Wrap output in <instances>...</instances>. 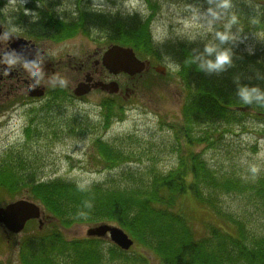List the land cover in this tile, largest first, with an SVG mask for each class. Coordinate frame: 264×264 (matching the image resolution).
<instances>
[{"label": "trees", "instance_id": "obj_1", "mask_svg": "<svg viewBox=\"0 0 264 264\" xmlns=\"http://www.w3.org/2000/svg\"><path fill=\"white\" fill-rule=\"evenodd\" d=\"M187 1L207 4V0ZM246 1L233 0V10L239 15L243 32L248 36L264 30V13L259 17L260 23H252L251 17L256 13ZM94 16L96 18L92 19L98 24L103 23L113 29L120 26L138 44V55L149 58L151 46L139 43L143 37H151L147 19L142 21L136 13L131 16L118 14L116 17L97 13ZM81 17L86 23L80 22L72 28V21L62 22L55 8L46 9L40 17L42 21L33 22L30 28H45L47 33H51L60 27L68 36L85 28L83 24L87 25L88 21L83 14ZM162 43L170 45V53L178 60L185 59L190 50L187 46L189 41ZM197 43L191 45L202 48L201 42ZM239 47H242L241 43L236 49L233 65L223 72L206 73L192 63L190 68L177 71L190 83L199 86L200 92L190 99L184 97L181 103L183 146L176 150L179 152L176 167L167 172L158 171L155 158H149L150 161L141 156L134 158L133 151L110 146L107 140L98 136L93 138L90 162L97 168L101 165L111 169L125 167L118 176L80 185L60 176L42 179L34 171L17 177L11 166L3 165L0 166V197L21 191L20 197L38 201L54 222L59 221L63 226L83 223L82 219L90 224L115 221L145 251L144 254L138 253V259L133 258L130 262L123 256L127 264H136L135 261L147 264L148 253L156 254L162 264H264V233H255L258 224L248 225V218L258 221L264 217V174L250 178L247 183L233 174L217 175L215 168H211L200 155L207 148L194 150L200 141L210 142L208 144L212 147L208 148H214L216 136H222L241 123L246 109L251 117L264 119V106L241 104L234 83V78L238 77L241 83L264 88V46L256 48L252 54L238 52ZM191 56L188 54L189 60ZM112 102L109 99L103 102L108 110L104 114L103 129L108 127L111 117L121 118L123 115V107L119 106L114 111ZM137 166H149L150 170H140ZM18 186L23 188L18 190ZM234 193L239 197L248 194L256 202L252 204L255 210L250 206L253 211L243 217L234 209L224 208L222 197ZM61 195L73 202L68 212L59 201ZM16 198L18 196L11 200ZM115 206L122 209L112 210ZM199 210L208 213L203 215ZM195 221L200 223V230L195 229ZM33 229L15 245L18 264H102L100 259L92 260L95 253L101 251L99 238L67 240L55 223L53 228L42 224L41 227L35 225ZM37 249L41 251L39 254H36ZM109 251L112 256L115 252L123 254L119 250Z\"/></svg>", "mask_w": 264, "mask_h": 264}, {"label": "rangeland", "instance_id": "obj_2", "mask_svg": "<svg viewBox=\"0 0 264 264\" xmlns=\"http://www.w3.org/2000/svg\"><path fill=\"white\" fill-rule=\"evenodd\" d=\"M73 1L76 0L63 2L66 4L63 6V12L67 14L72 12L75 7ZM91 2L96 8L111 10L117 7L121 0H91ZM142 2L146 5V10L144 15L139 14L144 17L150 16L153 36H161L166 32L167 35H163L159 41L177 43L188 41L176 34L180 25L171 11L173 4L179 6L182 1L142 0ZM187 2L201 4L197 1ZM4 3L1 8L4 7L5 14L9 15L11 7L7 2ZM256 33L247 36L238 52H247V46H252L253 52L256 48L264 46V40L258 39ZM100 34L98 30L92 29L89 35L76 36L74 40L62 46L51 41L36 39L41 50L44 51L41 61L50 65V70L44 64L41 65L39 85L43 84L46 92L41 97H27L25 94L26 101L16 100L17 97L10 95L6 98L4 96L6 93H0V166H11L17 177H24L25 174L34 171L42 179L60 176L80 185L108 179L113 175L118 176L125 167L119 166L106 172L91 164L93 138L98 136L99 139L107 140L110 146L123 148L126 152L133 151L134 158L141 156L145 161L155 158L158 171L167 172L178 165L179 152L176 150L183 146L180 125L184 124L181 103L185 93L180 90L178 74L169 67V64H165L169 74L164 79L146 73L122 78L123 84L132 90L130 89V95L123 105L124 116L119 120H111L107 129L101 126L102 111L106 112V108H102L101 92L99 98L97 96L99 92L83 98H75L72 95L74 79L81 71L75 66L72 68L70 63H73V59L71 55L66 54L73 52L88 59V52L94 50L95 57L99 54L97 45H101L99 42H104ZM139 57L144 58L140 55ZM246 111L241 123L234 126V129L225 131L222 136L217 135L214 148H207L200 154L208 161L211 168H215L217 175L233 174L235 178L245 183L250 178L264 174V119L251 117L250 111L247 109ZM200 149L201 147L196 146L194 150ZM128 164L132 163L128 162ZM253 164L258 167L255 174L250 171V165ZM137 167L145 170V166ZM18 188L20 190L23 187L18 186ZM21 194V191H17L4 198L0 197V205L7 203L13 197L19 198ZM222 200L224 208L234 209L243 217L255 210L252 206L256 203L255 200L245 193L240 197L236 193L231 196L224 194ZM44 212L43 214L47 216L43 218V225L53 228L54 223L57 224V229L65 239L85 238L89 224L75 223L63 226L59 221L54 222L48 212L45 210ZM199 213L207 215L208 212L199 210ZM248 220L250 226L258 224L255 233L263 235L264 217L259 218L258 221L254 218ZM36 224L37 222L29 223L22 232L12 235L11 238L4 229L0 228L2 264H17L15 245L24 235L31 233ZM111 224L118 225L115 221ZM194 226L196 230H200L198 221H195ZM99 241V248L103 253L102 264L108 262L127 264L133 258L138 259V253H145L144 248L137 243H133L127 250H121L110 242L109 238H100ZM9 247L14 259L6 258L10 253L7 250ZM110 249L113 250L112 252L122 251L123 254L115 252V256H112ZM123 256L128 258L127 262ZM146 259L147 264H162L156 254L148 253Z\"/></svg>", "mask_w": 264, "mask_h": 264}, {"label": "bare ground", "instance_id": "obj_3", "mask_svg": "<svg viewBox=\"0 0 264 264\" xmlns=\"http://www.w3.org/2000/svg\"><path fill=\"white\" fill-rule=\"evenodd\" d=\"M65 1L66 0H39L41 7H38L37 0H23V4L21 3V0H0V9H1L3 14L5 13V10H4V7L1 8V6L5 5L4 2H7L8 3L7 5L8 6L10 5L9 7H11V9L9 10V15L6 16L7 20L4 23V25L6 27L4 29H2L1 25H0V36L4 35V37H6L7 33L9 31H14L16 28H18L19 31H16V35L13 34V38L14 39L18 38L19 41H22L23 40L22 38L25 36L27 38V41H29V43L32 45V47L34 49V38H36L38 40L43 39V41H51V42L56 43L58 45L61 44V46H62V45H65L67 42L74 40V37H76V36H80L81 34H83L84 36L89 35L90 30H92V29L98 30L101 33L100 36L103 37L104 42H105V43L99 42V43H101V45H97L96 49H98V51H97V52H99L98 55H96L94 57V50H92L91 53L88 52V54H87L90 59L89 58L88 59L82 58V55L79 56L73 52H70V54H66L67 56L71 55V59H73L72 61L74 62L75 67L78 68L79 70L85 69L86 67L90 68V69H93L95 67L97 71L102 72V69L97 64V63H100L104 67L105 71L110 72L108 67H106L104 65L103 59H104V56H107V58H109V59L113 57L114 53L110 49V47L114 46V45L116 47H122V48L132 50L134 54H138L139 49L136 48V46L138 44L132 40L129 33H127V32L125 33V31H122L120 26H117L116 28L113 29L111 27L109 28L108 26L104 25L103 23L98 24L97 20L92 19V18H96V16L92 17V15L97 14V13H107L109 16H112V17H116V16H118V14L119 15H122V14L119 11H116L115 14H113L111 10L96 8L95 5H93V3L91 2V0L73 1L75 4L74 5L75 7L71 13L67 14L66 12H62L61 14H58L60 16L61 15L63 16L62 22L72 21L71 22V24L73 26L72 28L76 27V25L80 22H82V23L85 22L82 19L83 17H81V14H83L88 21L87 25L83 24V27L85 26L84 29L79 30V31L75 32L74 34H70L68 36L63 34V31L60 30V27H58L55 30V32L52 31L51 33H47L45 28H42V30H35V29L31 30L30 25L33 24V22H31L30 16L24 15L23 7L29 8L30 10L38 11L39 20H37L36 22H41L42 19L40 17H42V12L44 10H46V9L50 10L52 8H55V9L63 8V6H66V4L63 3ZM175 1H182V0H175ZM201 5H203L204 7H207V4L201 3ZM56 13H57V11H56ZM73 13H75V14H73ZM123 15H127V14H123ZM136 15L142 21H146V19H147L148 28L150 31L149 34L151 35V37H149V38L143 37L144 39H142L139 42L140 44H144L145 46H147V44L149 45V47L151 46V53L149 55V58L146 56L145 58L147 60H145L142 58H138V56H137V59L144 63V68H147L146 72H145L146 74H149L150 76H152L154 74L156 77H159L160 79H164L169 74V72L166 69L165 64H170V63L178 64L179 68H181V69L182 68L183 69L190 68L192 66L191 63L188 62L189 59L187 56H188V54L193 55L194 49L198 50L197 49L198 47H196L195 45H191V44H198L196 41H194V42L189 41V44H187L188 49L190 48V50L188 51L189 53L186 54L185 59L182 58V59L178 60L177 58L174 57V55L172 53H170L171 52L170 45L162 43L159 40H154V36L152 35V31H151V23H150V22H152V20H150V17L149 16L148 17L147 16H145V17L141 16L139 13H136ZM9 21H11V23ZM68 23H70V22H68ZM115 29H117V30H115ZM102 34L104 36H102ZM32 54H35L34 51L32 52ZM161 55H163V57L161 59H159V57ZM165 58H166V60L164 61ZM167 60L169 63H167ZM150 62H151V64H150ZM81 63H84V65H82ZM195 67L197 68V66H195ZM178 71H179V69H178ZM115 74L117 76L123 75V76H119L120 78H124V76H127L129 78V75H127L125 72H123L121 70L115 72ZM177 81H178V84L180 85V88H181L180 90L183 93H185V98L190 99L192 95H198V93L200 92L199 86H197L195 83L194 84L190 83V81H188V79L181 76L180 73L178 74V80ZM105 84H106L105 91L101 92V94H102L101 103L106 101L108 99V97L112 96L118 89V85L116 82L114 83V82L109 81L108 83L106 82ZM6 86L9 87L10 85H6ZM97 96H98V98L100 97V92ZM208 143H210V142H206V141L201 142L200 141L197 143L196 146H199L201 148H208V147H210V145ZM211 144H213V143H211ZM144 168H145V170H148V171L150 170L149 166H146ZM99 170L109 172L113 169H111V167H109V166L101 165V166H99ZM84 171H86L85 167H84ZM19 199L29 200L30 202H33L37 206H39L41 209V212H42V217H41L42 221H41V223H39L38 219H36V218H32V217L28 218L26 220L23 228L16 233L19 234L20 232H22V230L26 228V225L28 223L32 224V222H37L36 225L41 227L43 224V221H44L43 218H45V216H47V215L43 214L45 212H44V208H43L42 204H40L38 201L31 199V197L29 198L27 196H21L19 198L14 199V200L8 201L5 204H1L0 207H4L8 203L19 200ZM59 201L62 204V207L64 208V210L67 212L70 210L71 206L73 205V202L70 199H68V197L63 196V195H61L59 197ZM121 209L122 208L120 206H115L112 210L119 211ZM17 216H20V214L16 213L15 217H17ZM71 218L74 219V216L71 215ZM77 220L80 221V219H77ZM86 221H87L86 219L85 220L82 219L83 223ZM77 223H81V222H77ZM107 223L111 224L114 222H107ZM86 224H89L87 226L88 228L86 229V235H87V230L89 228L97 227L100 223H91V224L86 223ZM118 226L120 228H122L120 225H118ZM0 228L1 229L5 228L4 224L1 222H0ZM6 234L8 236H9V234L15 235L13 232L12 233L7 232ZM86 235H85V238H86ZM107 235H108V232H107ZM1 246L2 245L0 242V248H1ZM7 250H8V253L9 252L10 253H9V255H6V258L14 259V254H13V252L11 253L10 247ZM36 252H37L36 254H39L41 251L37 249ZM8 253H6V254H8ZM98 259H100V260L103 259V253H101V252L95 253V257H93L92 260L96 261ZM1 261L2 260L0 259V262ZM1 264H2V262H1ZM17 264H18V261H17Z\"/></svg>", "mask_w": 264, "mask_h": 264}, {"label": "clouds", "instance_id": "obj_4", "mask_svg": "<svg viewBox=\"0 0 264 264\" xmlns=\"http://www.w3.org/2000/svg\"><path fill=\"white\" fill-rule=\"evenodd\" d=\"M255 10V15L251 17L252 23H260L259 17L264 13V0H247ZM23 4V0H21ZM38 7H41L37 0ZM146 5L142 0H121L117 7L111 9L112 13L121 11V14L133 15L135 13L145 14ZM63 8H58L57 13L61 14ZM171 11L174 13L177 23L180 27L177 29V35L194 42L200 41L202 48L194 49V54L190 57L189 63L195 64L198 69L206 73H220L233 65L236 49L240 43H243L247 34L243 32V25L240 23V17L233 10V0H207V7H202L198 3H189L182 0L181 5L173 4ZM24 15L30 16L31 22L39 20L38 11L23 7ZM75 14V13H73ZM61 19L63 16L61 15ZM11 23V21H9ZM14 31H9L5 37V42L11 35H16ZM161 36H154V40H161ZM258 39L264 40V30L256 33ZM246 51L252 54L253 47L247 46ZM41 59L37 54H21L16 49L4 48L0 51V65L4 66L2 74H8L9 71L19 66L27 75L33 77L34 83H39L42 67ZM169 67L176 71L178 64L170 63ZM236 85L235 93L239 102L243 105L253 103L264 106V88L259 85L241 83L239 78H234ZM63 85V81H61ZM250 171L255 174L258 167L250 165Z\"/></svg>", "mask_w": 264, "mask_h": 264}, {"label": "flooded vegetation", "instance_id": "obj_5", "mask_svg": "<svg viewBox=\"0 0 264 264\" xmlns=\"http://www.w3.org/2000/svg\"><path fill=\"white\" fill-rule=\"evenodd\" d=\"M6 16L7 14L5 13L3 14L0 11V25L2 29L6 27L4 25L5 21L7 20ZM22 39H23L22 41H19L18 38L14 39L13 35H11L10 38L5 42L4 35L0 36V51H3L4 48L16 49L21 54H26V55H32V52L34 51V53L37 52V54L40 56L41 59V57L44 54V51L41 50L38 41L36 42V38H34V49L32 45L29 43V41H27V38L25 36ZM41 62H42L41 65L44 64L43 61ZM70 64L72 65V68L75 66L74 62ZM81 64L84 65V63ZM97 64L102 69V72L97 71L95 67L93 69L86 67L85 69L79 70L81 72L80 75H78L74 79V85L77 86L79 82L84 81L87 84V86H89V88L91 89L90 92L93 91L92 93H94V92L104 91L101 88V83H106V82L108 83L109 81L114 83L116 82L118 85V89L112 96L109 97H119V99L123 98V100L127 99L130 95L129 91H131L132 89L129 88V86L123 84L122 78H120L116 74H112L109 71H105L104 67L100 63ZM44 65L45 67H48L50 70L49 67L50 65H48L47 63ZM2 67L4 66L0 65V93H6L4 95L6 98H8L10 95L13 97H17L16 100L26 101V98L28 96L34 97L33 94H35L36 92L42 90H44V93L46 92L45 86L43 84L39 85L40 81L39 83H34L33 77L27 75L22 69L19 68V66L9 71L8 74L6 75L2 74L3 73ZM130 77L131 76H129V78ZM6 85H10V86L7 87ZM15 87L17 88L16 90ZM25 94L27 96L26 98H25Z\"/></svg>", "mask_w": 264, "mask_h": 264}, {"label": "water", "instance_id": "obj_6", "mask_svg": "<svg viewBox=\"0 0 264 264\" xmlns=\"http://www.w3.org/2000/svg\"><path fill=\"white\" fill-rule=\"evenodd\" d=\"M113 57L104 56L103 63L113 73L121 70L128 74H134L144 69V63L139 61L132 50L111 46ZM106 87V86H105ZM79 93V89L76 90ZM19 213L20 216L15 217ZM36 218L41 223L42 212L39 206L29 200L19 199L8 203L4 207H0V222L4 224L5 229L9 232L16 233L20 231L28 218ZM116 242L122 249H128L132 244L128 235L117 225L100 223L97 227L89 228L87 236L105 237Z\"/></svg>", "mask_w": 264, "mask_h": 264}]
</instances>
